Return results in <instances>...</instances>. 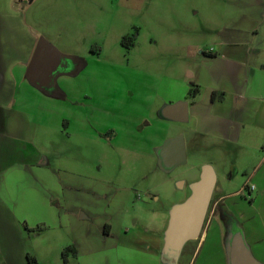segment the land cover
Returning <instances> with one entry per match:
<instances>
[{
  "label": "rangeland",
  "instance_id": "1",
  "mask_svg": "<svg viewBox=\"0 0 264 264\" xmlns=\"http://www.w3.org/2000/svg\"><path fill=\"white\" fill-rule=\"evenodd\" d=\"M252 1L17 0L30 31L63 56L69 73L75 67L77 71L79 60L87 63L77 74L64 76L77 83V96L83 91L79 79L88 86L87 98L68 100L72 105L65 111L62 100L35 92L25 81L17 84L15 107L27 117L20 123L8 112V125L30 126L23 136L31 139L45 159L43 167L54 173L61 187L54 185L49 194L42 182L36 187L30 177L13 169L1 179L0 264L188 263L196 241H187L172 256L164 253V247L154 252L152 242L165 232L172 207L191 194L204 164L215 172L214 195L242 188L241 160L254 152L249 145L256 136L250 143L241 139L240 144H230L197 131L192 117L173 122L162 118L160 109L172 98L188 99L198 75V99L206 98L205 92L215 82L208 70L215 72L222 62L205 56L221 50L229 40L249 41L256 29L263 28L258 21L264 7L249 4ZM133 33L136 39L128 41ZM123 38L130 47L122 45ZM258 59H264V52L254 61ZM98 93L102 97L96 108L109 115L99 120L97 129L99 134L109 130L105 143L83 136L75 117L69 128L64 127L66 114L94 110ZM149 98L151 111L145 108ZM3 116L0 112V120ZM126 124L130 125L127 131ZM162 126L166 134H181L184 139L185 161L170 168L157 154L165 141ZM145 132L153 134L150 142L142 138ZM233 165L238 175L231 178ZM40 193L49 195L55 217L43 207ZM216 205L214 201L208 215L211 220L215 216L223 231L226 218L217 214ZM78 241L79 257L69 251L65 263L63 248L77 249ZM207 242L190 264H199ZM161 250L166 257L160 263L153 254ZM27 255L37 261L31 262Z\"/></svg>",
  "mask_w": 264,
  "mask_h": 264
},
{
  "label": "crops",
  "instance_id": "2",
  "mask_svg": "<svg viewBox=\"0 0 264 264\" xmlns=\"http://www.w3.org/2000/svg\"><path fill=\"white\" fill-rule=\"evenodd\" d=\"M249 4L262 5L264 7V0H254ZM21 10L17 5V0H0V112H3L4 115L0 120V181L1 179L4 180L5 174L9 173L10 169H13L11 171H19V173L30 177L32 184L36 185V187H38V183L42 182L43 185L49 188V194H52L54 185L57 187H61V185L57 182L54 173L49 172L50 169L48 167H43L44 164L42 162L45 159L37 148L33 146L28 135L26 137L23 136V133L28 131L30 126L18 124L16 127L11 128L8 125L7 115L9 112L10 115L17 116L20 123L26 120L27 116L25 113L15 107V95L19 81H25L35 92H39L46 97L62 100L65 111L72 105L68 100L77 101L81 95L85 100L87 95L84 90L88 86V82L79 79L80 87L83 88V91H80L79 96H77V83L72 81L70 83V80L64 76L77 74L83 68H87V63H82V66H79L77 71L72 74L69 72L57 73L54 79V86L48 89L50 90L49 93L40 90L32 84L26 75V69L37 41L41 37L30 31ZM258 22L263 28L260 31L256 29L251 40L244 42L240 41V39H238L240 42L229 40L222 46L221 50H214L213 53L205 56L208 59L222 62L221 66H216L215 72L208 70L209 77L212 76L215 82L205 92L206 98L198 99L201 95V89L198 88L201 85V77L198 75L197 82H193V86H197L198 91L185 101L188 103V118L189 116L193 118L196 123L195 128L199 132L226 140L230 144H240L239 141L241 139H244L242 143H250L251 139L256 136V140L249 145V147L251 144L253 145L254 152L242 157L241 161L243 162H241L240 169L242 174H244L242 176L243 186L245 184L254 185L250 197L247 198L240 192L243 188L242 186V188L240 187L241 189L239 188L231 193L218 195L215 202L218 205L220 204L221 212L231 213L235 217L241 226L244 240L249 246L251 253L264 264V69L261 68V64H264V59L254 61V58L257 59V56L264 52V12L263 14L261 13L260 21ZM136 83H138V80H136ZM155 93H157V89ZM142 96L145 98L144 94ZM101 97L98 93L92 102L94 103V110H88L87 112L83 108L81 111L76 109L73 115L66 114L64 127L69 128L75 117L77 119L75 126L79 127V130L83 132V136H89L105 143L106 141L99 136L97 130L100 123L99 120L109 118V115L102 114L96 108L95 104ZM134 98L135 96L130 97L131 100H134ZM151 100V98L147 100L145 107L147 111L152 110ZM176 100L178 99L172 98L168 104L175 103L177 102ZM135 115L133 114L134 117ZM71 116H73L72 122H70ZM137 124H140V119ZM145 124L148 126L150 122ZM129 126V124H126V131L130 129L128 128ZM166 127H161L164 131V139L161 136L162 140L178 135L166 134ZM142 138L150 142L153 139V134L145 132V134H142ZM260 138L262 141L257 142ZM157 143L154 142V144ZM45 173L49 174L46 176L47 179ZM237 175L238 169L237 166H234L228 176L232 178ZM44 177L47 181L50 180L49 184L51 187L45 182ZM39 197L42 200L43 207H46L49 211L48 214L52 218L55 217L56 212L51 210L53 207L48 202L49 195L40 193ZM212 217L213 219L211 220L209 215H207L205 227L203 226L198 238L188 240L196 241V245L187 264L191 263L194 254L197 250V254L199 253V247L207 240L206 250L200 257L199 264H228L225 242L222 240L220 232L221 228L218 227L215 216L213 215ZM167 225L163 230L165 232ZM210 228H212L211 234H209ZM165 232L152 242L151 247L153 246L154 252H157L158 248L164 247ZM82 244L84 245L85 243ZM68 246H72L75 253L72 252V254L75 257H79L81 243L78 241L77 249L74 245ZM147 252L149 251L147 250ZM161 252L162 250L159 254L152 253L160 263L161 257H166ZM197 254L195 257H198ZM33 258L37 261L35 256ZM67 261L66 257L64 262L67 263Z\"/></svg>",
  "mask_w": 264,
  "mask_h": 264
},
{
  "label": "water",
  "instance_id": "3",
  "mask_svg": "<svg viewBox=\"0 0 264 264\" xmlns=\"http://www.w3.org/2000/svg\"><path fill=\"white\" fill-rule=\"evenodd\" d=\"M64 67V58L44 38H39L26 69L30 82L45 91L54 86L57 68ZM51 82V83H50ZM162 118L169 121L188 120V103L180 100L160 109ZM157 154L166 168L185 161L184 139L181 134L164 141ZM216 176L213 167L204 164L199 178L192 183L191 194L174 205L165 232L164 253L176 254L188 240L198 238L204 225ZM180 184V182L178 183ZM80 218H85L80 213ZM228 264H262L251 253L241 229L230 230L225 242Z\"/></svg>",
  "mask_w": 264,
  "mask_h": 264
},
{
  "label": "flooded vegetation",
  "instance_id": "4",
  "mask_svg": "<svg viewBox=\"0 0 264 264\" xmlns=\"http://www.w3.org/2000/svg\"><path fill=\"white\" fill-rule=\"evenodd\" d=\"M122 43V42H121ZM122 45L123 46H125L126 48H128V47H130V43H122ZM84 63V62H83ZM78 66H80L81 64H82V61H78ZM76 64V65H77ZM67 66H66V63L64 62V67L63 68H57V71H56V73L55 74H57V73H59V72H70V71H68L67 70ZM76 68L77 67H75L74 69L76 70ZM74 70V71H75ZM109 133V130H106V131H103L101 134H99V136H101L106 142H108L107 141V137H105V136H107V134ZM158 153V152H157ZM216 183V182H215ZM214 189H215V186H214ZM214 189H213V192H212V196H211V199H210V203L209 204H213V202L214 201H216V199H217V196L216 195H214ZM241 193H243L247 198H249L250 197V193H251V190H247V189H245V188H242V190L240 191ZM218 205V204H217ZM216 205V207H217V214L218 215H223V216H225V218H226V220H225V222H224V230L223 231H221L220 230V232H221V235H222V240L224 241V242H226V240H227V235H228V233H229V231L230 230H236V229H241V226H240V224L238 223V221L232 216V214L231 213H228V212H221L220 210H221V207H220V204L217 206ZM204 226V225H203ZM203 229V228H202Z\"/></svg>",
  "mask_w": 264,
  "mask_h": 264
},
{
  "label": "trees",
  "instance_id": "5",
  "mask_svg": "<svg viewBox=\"0 0 264 264\" xmlns=\"http://www.w3.org/2000/svg\"><path fill=\"white\" fill-rule=\"evenodd\" d=\"M129 39L132 41V40H135L136 39V33H133V35L132 36H130L129 38H128V41H129ZM122 41V43H124V38L121 40ZM261 68L262 69H264V64H261ZM193 85V84H192ZM197 91H198V88H197V86H193V88H191L190 90H189V96L191 97V96H193L195 93H197ZM211 208V204H209V207H208V210H207V213H206V217H205V220H204V224H205V222H206V219H207V215H208V212H209V209ZM106 232V231H105ZM69 251H72L73 253H74V251H73V249H72V246H66L65 248H63V250H62V252H61V254H62V256H63V260L65 261V259H66V255H67V253L69 252ZM75 254V253H74ZM27 257L28 258H31V256L30 255H27ZM32 261H34V259L33 258H31V262Z\"/></svg>",
  "mask_w": 264,
  "mask_h": 264
},
{
  "label": "built area",
  "instance_id": "6",
  "mask_svg": "<svg viewBox=\"0 0 264 264\" xmlns=\"http://www.w3.org/2000/svg\"><path fill=\"white\" fill-rule=\"evenodd\" d=\"M243 188H245L247 190H252V189H254V185L253 184H245V186H243Z\"/></svg>",
  "mask_w": 264,
  "mask_h": 264
}]
</instances>
